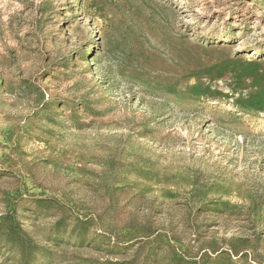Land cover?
<instances>
[{"label":"rangeland","instance_id":"374dc122","mask_svg":"<svg viewBox=\"0 0 264 264\" xmlns=\"http://www.w3.org/2000/svg\"><path fill=\"white\" fill-rule=\"evenodd\" d=\"M29 245L264 264V0H0V264Z\"/></svg>","mask_w":264,"mask_h":264},{"label":"trees","instance_id":"16d2710c","mask_svg":"<svg viewBox=\"0 0 264 264\" xmlns=\"http://www.w3.org/2000/svg\"><path fill=\"white\" fill-rule=\"evenodd\" d=\"M6 245H2V247H5ZM31 248V250H29ZM33 250L35 251H40L37 252L38 254H36V252L34 254H31V251L33 252ZM45 251L42 247L37 246V245H29V247L26 249V251L24 250H20V262L21 264H39L38 262V258L36 257L37 255H42L41 257H44L45 255L42 254V252ZM50 254V253H49ZM34 255V256H33Z\"/></svg>","mask_w":264,"mask_h":264}]
</instances>
